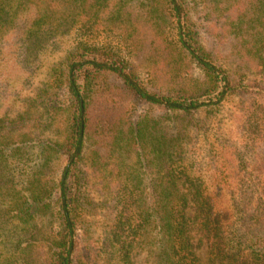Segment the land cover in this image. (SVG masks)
I'll use <instances>...</instances> for the list:
<instances>
[{
	"label": "trees",
	"instance_id": "16d2710c",
	"mask_svg": "<svg viewBox=\"0 0 264 264\" xmlns=\"http://www.w3.org/2000/svg\"><path fill=\"white\" fill-rule=\"evenodd\" d=\"M89 22L141 33L156 82L148 89L134 63L78 40L20 111L0 116V264H134L135 247L150 264H264V147L251 234L220 193L239 190L246 165L210 155L211 191L186 141L228 96L253 99L264 117V0H0V42L38 48ZM131 156L139 170L114 182Z\"/></svg>",
	"mask_w": 264,
	"mask_h": 264
},
{
	"label": "rangeland",
	"instance_id": "374dc122",
	"mask_svg": "<svg viewBox=\"0 0 264 264\" xmlns=\"http://www.w3.org/2000/svg\"><path fill=\"white\" fill-rule=\"evenodd\" d=\"M14 33L17 32L11 34ZM78 40L100 44L116 51L121 57L136 65L142 85L153 89L156 82L153 75L155 66L150 49L141 33H133L129 36L120 30L107 29L104 24L99 22H89L80 28L75 25L71 30L69 29L68 33L56 35L46 45L42 44L41 47H31L30 49L27 48L24 38L11 35L0 42V116L14 115L20 111L24 107L23 100L34 96L38 89L46 85L50 79L52 68L64 61L67 52ZM194 73L198 75V69ZM252 102L251 98L239 95L226 97L214 113L208 114L204 121L205 127L198 131L187 129L186 137V141L190 142L189 147L195 156V161L204 167V171L209 169L205 175L206 183L211 191L214 190V185L210 179V172H213L210 155L216 153L218 164L224 163L232 170L238 169L239 165H246L245 171L248 179L244 180L239 190L235 189V194L232 195L224 188L220 193L224 204L232 214L231 220L243 222L245 227L252 225L250 227L251 234L260 227L253 224V208L257 202V198L254 196L256 192L253 190L257 183L255 167L259 165L255 156L256 151L264 147V117L253 118V114L250 112ZM144 110L153 112V109L147 105L141 106L137 112ZM198 116L204 117V111L200 110ZM24 149L31 154V148ZM236 150L246 155L248 159L243 158L245 160L241 163ZM135 161V157L131 156L124 158L122 162H117L121 174L118 179L113 178L114 182L119 181L121 185L122 183L128 184L127 174L132 169L139 170V164ZM241 175H243V171ZM93 180H95L94 177ZM98 187L100 192L99 194L94 192L96 197H100L102 202L106 201L105 197L110 200L112 192L103 189L99 184ZM103 213V210H99L92 217L91 236L93 240L100 241L102 238ZM261 233H264V229H261L258 235ZM80 240L81 242L85 241L83 237H80ZM132 259L134 264H150L146 255L138 247H135Z\"/></svg>",
	"mask_w": 264,
	"mask_h": 264
}]
</instances>
